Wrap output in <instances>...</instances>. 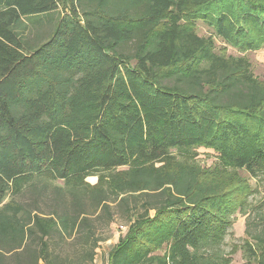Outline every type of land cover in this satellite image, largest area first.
<instances>
[{
	"label": "trees",
	"instance_id": "obj_1",
	"mask_svg": "<svg viewBox=\"0 0 264 264\" xmlns=\"http://www.w3.org/2000/svg\"><path fill=\"white\" fill-rule=\"evenodd\" d=\"M228 46L264 48V0H0V264H94L112 197L130 216L106 264H232L215 251L246 203L223 171L264 175V81ZM201 147L217 171L172 153ZM38 180L66 187L53 213Z\"/></svg>",
	"mask_w": 264,
	"mask_h": 264
},
{
	"label": "rangeland",
	"instance_id": "obj_2",
	"mask_svg": "<svg viewBox=\"0 0 264 264\" xmlns=\"http://www.w3.org/2000/svg\"><path fill=\"white\" fill-rule=\"evenodd\" d=\"M58 14L59 13H54L50 17L42 18L41 22L28 32L30 36L29 39L31 41L38 40L39 43L47 41L54 24L59 18ZM27 21L31 22V18H28ZM197 26L200 36H214L215 41H217V53H220V48L227 46L222 40L215 36L214 31L209 27L201 22H198ZM226 52V55L229 56H245L251 64L254 78L264 81V48L255 52L240 53L228 46ZM174 82L175 81H170L168 85ZM172 153L183 163L188 161L190 164H194L201 169L204 168L212 172L217 171V168L221 166L217 154L203 147L191 149L187 152L172 150ZM223 173L226 177L225 179L232 180L234 187H238L242 190V199L245 201L246 205L233 214L231 219L232 225L228 229L229 232L224 241L220 244V247L216 249L215 255L229 258L232 264H247L249 261V253H247V248L249 246L247 242L249 241L253 244V236L264 234V175L252 177L248 172L241 170H227V172L223 171ZM98 181L99 179L96 176H89V178H87V183L91 186H95ZM34 184L38 190L47 186L46 199L41 200L39 208H42L46 214L53 213L58 205L56 200L57 192L55 191L56 189L62 190V188H66L64 183L60 181L38 180L35 181ZM137 195H139V193H137ZM63 200H65V197ZM66 201L68 204L71 203L72 197L70 198L68 196ZM110 202L111 209L107 210L110 213L102 211L99 216L96 215L93 217L95 221L93 227L96 229L97 237L100 239L107 238V241H102L100 247L97 249L98 254L94 264L107 263L108 254L112 251L119 238L124 235L128 229L129 220L127 218L130 216L127 214L128 210L124 207H120L113 197ZM84 203L85 210L87 209L90 211L93 209L89 199H86ZM132 204L133 203L130 205L133 207V210L135 209L136 212H141L140 209H142V205L140 203H138L136 207ZM60 209L62 210V208ZM110 216L111 220L109 219Z\"/></svg>",
	"mask_w": 264,
	"mask_h": 264
}]
</instances>
